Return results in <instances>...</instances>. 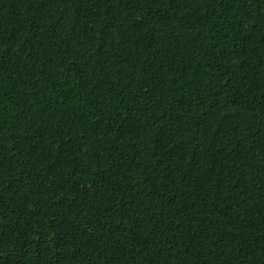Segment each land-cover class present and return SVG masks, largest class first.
<instances>
[{"label":"trees","instance_id":"trees-1","mask_svg":"<svg viewBox=\"0 0 264 264\" xmlns=\"http://www.w3.org/2000/svg\"><path fill=\"white\" fill-rule=\"evenodd\" d=\"M0 264H264V0H0Z\"/></svg>","mask_w":264,"mask_h":264}]
</instances>
